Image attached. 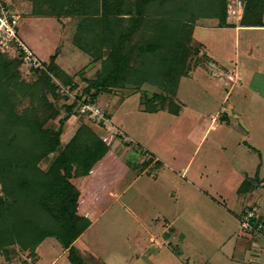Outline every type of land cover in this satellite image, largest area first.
I'll return each mask as SVG.
<instances>
[{
    "label": "rangeland",
    "instance_id": "rangeland-1",
    "mask_svg": "<svg viewBox=\"0 0 264 264\" xmlns=\"http://www.w3.org/2000/svg\"><path fill=\"white\" fill-rule=\"evenodd\" d=\"M4 1L21 16L19 39L46 69L55 60L77 85L74 91L62 87L57 78L61 73L53 72V81L61 87L57 98L48 94L54 111L48 112L40 96L32 105L29 98L20 97L23 102L18 104L17 113L36 109V118L55 115L45 128L61 132L63 147L82 126L97 137H116L112 153L117 159L110 161L114 167L105 174L104 183H112V177H118L119 182L112 183L109 202L108 195L103 201L94 200L101 191L97 183H91V189L81 184L77 188L85 203L103 206L100 211L105 207L73 244L79 263L228 264L242 237L247 241V264L257 259L253 260L250 251L259 254L264 264V238L244 236L238 219L247 207L256 204L264 221V31L242 30L237 34L235 27H242L244 15L240 16L242 10L235 5L227 6L224 24L213 8L216 0L168 2L169 11L180 10L184 15L186 10L195 20L189 28L181 21L189 65L177 94L171 96L151 82L101 92L97 103L109 117L108 127H102L79 112L82 102L78 99L83 97L87 82L97 80L103 69L102 62L94 63L92 55L74 45L80 21L71 16H46L53 20L34 17L30 1ZM98 1L102 14L104 0ZM48 6L44 9L50 11ZM163 6L152 15L156 21L167 12ZM246 6L245 1L243 13ZM152 36L150 31L134 35L129 44L134 47L128 71L145 60L139 43L149 42ZM15 57L11 53L6 58ZM11 73H18V83L28 87L39 80L34 71L22 65ZM10 90L17 96L25 93L12 85ZM155 95L164 98L165 106ZM75 102H79L78 110L75 108L64 122L67 107ZM15 133L17 139H23V134ZM55 157L42 160L39 168L46 171ZM3 183L0 180V197L4 196ZM42 219L43 224L50 221ZM21 230L14 237L9 233L0 236L6 247L0 250V264H72L68 251L55 238H47L35 255L12 244L19 236L26 237ZM224 253L229 254L226 260Z\"/></svg>",
    "mask_w": 264,
    "mask_h": 264
},
{
    "label": "trees",
    "instance_id": "trees-1",
    "mask_svg": "<svg viewBox=\"0 0 264 264\" xmlns=\"http://www.w3.org/2000/svg\"><path fill=\"white\" fill-rule=\"evenodd\" d=\"M28 1L33 5V16L77 18L80 32L74 45L92 55L94 63L102 62V73L97 80L87 82L88 87L78 101L90 99L97 102L101 92L126 89L127 85L139 87L145 82L160 85L171 96L177 94L180 80L186 75L185 70L189 65V49L181 38V21H186L185 28L195 23L193 17L187 16L186 10L181 15L180 10L173 13L174 9L169 11V7H166L168 2L177 3L178 0H104L105 11L102 14L98 0ZM243 1L247 2V6L242 27L264 28V0ZM48 5H51L50 11L44 9ZM162 6L167 8V12L163 11V16L156 21L152 15L158 14ZM213 8L226 24L227 0H216ZM172 14L174 19L171 18ZM125 22L128 25L124 27ZM140 31H150L153 36L149 42L139 43L145 60L140 62L137 69L128 71L133 52L129 44ZM6 57L0 53V180L5 182L2 187L4 196L0 197V236L9 233L8 236L14 237L22 229L26 237L19 236L12 244L19 245L23 251L33 252V255L47 238H55L68 251L72 264H80L81 259L77 257L73 244L99 218L105 207L100 211L103 206H97L95 202L85 203L77 188L81 184L91 189L97 183L101 191L100 196L93 197L94 200L97 202L102 198L103 201L104 196H109L112 183L119 182L118 177H112V183H104L105 174L114 167L110 161L117 159L116 154L112 153L116 137H97L89 127L82 126L70 143L63 147L61 132L45 128L55 115L36 118V109L20 115L16 108L23 102L20 97L29 98L32 105L35 97L40 96L48 112L54 111L48 94L57 98L60 85L74 91L77 89L74 78L52 60L48 69L34 71L39 80L28 87L18 83V73H11L23 66L21 56L12 60ZM53 72L56 75L61 73L60 78L57 77L60 85L53 81L55 77L50 75ZM11 85L25 93L15 95L10 90ZM154 98L163 101L162 106H165L161 95ZM78 105L79 102H75L67 107L68 115L64 122ZM16 131L24 135L23 139H17ZM54 154L56 157L50 167L46 171L41 170L39 164L42 160ZM109 199L110 196L108 202ZM45 217L50 219L48 224H43L42 218ZM4 247L0 238V250Z\"/></svg>",
    "mask_w": 264,
    "mask_h": 264
},
{
    "label": "built area",
    "instance_id": "built-area-1",
    "mask_svg": "<svg viewBox=\"0 0 264 264\" xmlns=\"http://www.w3.org/2000/svg\"><path fill=\"white\" fill-rule=\"evenodd\" d=\"M233 5L238 10H242L240 16H243V0H227L228 8ZM20 19L21 16L13 10L12 6L4 0H0V53L6 56L11 53H14L16 57L21 56L23 66L30 71L46 70L35 53L19 39L17 28ZM79 112L98 125L108 127V114L100 108L97 102L86 99L82 102ZM258 211V206L253 204L247 207L244 214L239 218L240 228L244 236L264 238V221L258 215Z\"/></svg>",
    "mask_w": 264,
    "mask_h": 264
},
{
    "label": "crops",
    "instance_id": "crops-1",
    "mask_svg": "<svg viewBox=\"0 0 264 264\" xmlns=\"http://www.w3.org/2000/svg\"><path fill=\"white\" fill-rule=\"evenodd\" d=\"M34 17H36V16H34ZM52 19L53 20V18H48V17H43L42 19ZM64 23H65V21H64ZM242 30H249V31H264V28H244V27H241V26H237V27H235V31H236V33L238 34V32H241ZM235 39H236V41L238 40V37H237V35H235ZM237 47H238V43H237ZM81 51V50H80ZM237 55V54H236ZM237 74H238V72H237ZM231 75V74H230ZM234 75V74H233ZM239 76V75H238ZM240 77V76H239ZM248 194H250V193H247V195ZM238 219H239V216H238ZM255 239V238H254ZM243 241V242H242ZM244 243L245 244H247V241H245L242 237H241V242L240 241H238L237 243H236V250L237 251H235L234 253H233V256L231 257V258H229L230 260H228L226 263H228V264H247V258H248V251L246 250L247 248H245L246 246H244ZM255 246L257 245L256 243H253ZM231 245V244H230ZM259 246V245H258ZM235 247V246H234ZM229 251H227V253H232L231 252V250H230V248L228 249ZM228 254V255H229ZM250 254H252L251 256H252V258H253V260H255L256 258V260H255V262L253 263V264H262L261 262H260V260H259V254H257L256 255V253H252L251 251H250ZM224 255V258H225V260L226 259H228V255L226 254V253H224L223 254ZM239 259V260H238ZM257 260H259V261H257ZM55 263V262H54ZM53 263V264H54Z\"/></svg>",
    "mask_w": 264,
    "mask_h": 264
}]
</instances>
